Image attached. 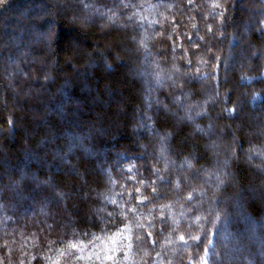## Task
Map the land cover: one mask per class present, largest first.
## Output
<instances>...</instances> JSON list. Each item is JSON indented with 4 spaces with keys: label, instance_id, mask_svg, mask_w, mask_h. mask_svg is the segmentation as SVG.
<instances>
[{
    "label": "trees",
    "instance_id": "trees-1",
    "mask_svg": "<svg viewBox=\"0 0 264 264\" xmlns=\"http://www.w3.org/2000/svg\"><path fill=\"white\" fill-rule=\"evenodd\" d=\"M0 213V264H264V0H0Z\"/></svg>",
    "mask_w": 264,
    "mask_h": 264
},
{
    "label": "rangeland",
    "instance_id": "rangeland-1",
    "mask_svg": "<svg viewBox=\"0 0 264 264\" xmlns=\"http://www.w3.org/2000/svg\"><path fill=\"white\" fill-rule=\"evenodd\" d=\"M43 1V0H42ZM29 7H31V8H34V9H32L31 11H35L36 10V12H38V13H41L42 14V17H45V18H48L49 17V14H48V12H47V9L45 8V6H44V2H39V3H33V4H31V5H29ZM61 10H63V11H65V12H67L68 10H69V7H67V6H65V5H61ZM71 14V13H70ZM17 15H19V12L17 13V14H13V17L15 18V16H17ZM39 16V15H38ZM39 19H42L41 18V16L40 17H38ZM50 18V17H49ZM27 40V39H26ZM24 42V41H23ZM32 43V42H31ZM33 62H38L37 61V59L35 60V59H33V60H31V63H33ZM43 65V67L44 68H46V66H49L48 65V63H43L42 64ZM130 73V75H131V77L132 78H137L138 77V73H137V70H134V69H130V71H129ZM64 104L66 105V106H68V100L67 99H64ZM75 106L76 107H78V110H79V113L80 112H82L83 113V111L81 110V108L79 107V104L78 103H75ZM161 107V106H160ZM48 117L47 118H49L50 117V114H48L47 115ZM201 116V113L200 114H193V115H187L186 117H184L185 119H188L189 121L192 119V120H194V119H197V118H199ZM63 121H64V119H63ZM65 122V121H64ZM75 126H77V124H74ZM94 132H96V133H99V134H101L103 137H105L106 136V132L103 130V131H99L97 128L95 129V130H93V133ZM68 137V139L69 140H71V146H72V149H73V151H75V150H78V149H81L82 147V141H81V139L80 138H73V137H71V136H67ZM86 140H88V138L86 139ZM46 156V155H45ZM85 156L87 157V158H95L96 156H98V154H93V152L92 151H85ZM161 158H165V156H162L161 154H160V156H159V159L161 160ZM39 161V159L38 160H34V161H32L31 162V164H36L37 166H38V164H37V162ZM14 170L15 169H13V168H5V171H6V174L7 175H9L11 172H14ZM98 171H99V169H98ZM55 173L56 174H59V173H61L60 172V170H56L55 171ZM32 174V173H31ZM27 173L26 174H24L23 175V179H25V178H27ZM17 200H18V197H17ZM27 200V199H26ZM1 214V213H0ZM250 223H251V225H249V227H250V230H249V232L248 233H243V234H237V235H234L233 236V244H243V242L245 241V240H249V237H248V234L249 233H251L252 235H251V238H253V240H254V242H256V243H253L252 244V246H253V250H255V255L257 256V257H262L263 255L260 253V251H259V249H258V247L260 248V245H261V243H262V241L261 240H258V235L256 234V231H255V229L256 228H254L253 226H255L254 224H252L253 222H251L250 221ZM263 225H262V227L264 228V221L263 222H261ZM227 238H228V236H227V234H226V232L225 233H223L222 234V236H221V241H222V243L225 245V246H227ZM250 241V240H249ZM251 242V241H250ZM228 250L230 251V252H233V253H236L235 255H237V256H240L241 255V252H243V248H241V247H236V248H228ZM225 263H227V264H233V262H237L238 261V259H228L227 257L225 258Z\"/></svg>",
    "mask_w": 264,
    "mask_h": 264
}]
</instances>
